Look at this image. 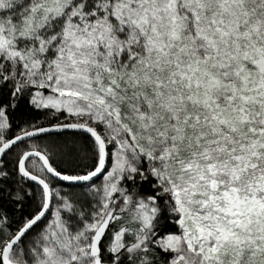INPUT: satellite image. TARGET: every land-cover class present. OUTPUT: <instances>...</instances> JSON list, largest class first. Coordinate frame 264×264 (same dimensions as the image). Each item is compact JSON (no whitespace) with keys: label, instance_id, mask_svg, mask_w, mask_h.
I'll list each match as a JSON object with an SVG mask.
<instances>
[{"label":"snow or ice","instance_id":"snow-or-ice-1","mask_svg":"<svg viewBox=\"0 0 264 264\" xmlns=\"http://www.w3.org/2000/svg\"><path fill=\"white\" fill-rule=\"evenodd\" d=\"M0 264H264V0H0Z\"/></svg>","mask_w":264,"mask_h":264}]
</instances>
